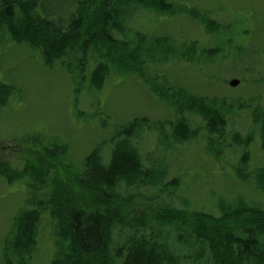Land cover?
Instances as JSON below:
<instances>
[{
	"label": "trees",
	"instance_id": "16d2710c",
	"mask_svg": "<svg viewBox=\"0 0 264 264\" xmlns=\"http://www.w3.org/2000/svg\"><path fill=\"white\" fill-rule=\"evenodd\" d=\"M196 1L206 5L192 8L176 0H0V35L40 52L51 63L66 57L75 59L80 72L90 74L93 90L102 88L104 79L112 72L131 71L137 61L148 59L145 64L162 85H147L146 90L173 117L167 133L162 128L155 129L145 119H133L121 130L118 127L115 139L119 135L122 139L112 143L106 160L99 146L83 160L81 171L73 179L75 192L63 196L58 189L54 190L46 200L50 210L42 207L13 219L3 241L0 264H31L43 219L48 220L52 235L59 242L50 264H264V211L243 198L227 200L209 191L205 200H214L218 216L190 210L186 204L183 209L173 208L166 200L158 228L144 222H126L128 207H144L145 200L139 198L142 192H154L149 197L151 201L161 193L169 199L182 189L178 176L164 185L166 166L158 169L153 161L149 166L143 164L132 144L143 128L157 132L159 146L170 139L178 143L196 141L202 134L205 154L213 159L223 157L224 152L239 151L237 178L254 193L264 196V167L248 168L249 148L256 138L264 153V106L257 92L264 85V77L254 73L255 69L260 72L259 66L264 63V45L258 46L256 40L257 35L264 36V14L252 10V25H241L240 29L237 25L233 30L234 20L225 25L212 20L213 13L226 11L218 8V0ZM132 6L152 12L156 18L172 20L178 16L196 23L207 45L200 47L199 41H190L184 60L188 58L186 61L195 67L187 69L189 75L215 88L220 86L216 69L227 65L221 70L247 87V99L200 96L183 87L168 70L164 71L172 63L155 61L160 51L170 57L171 49L177 51L182 46L175 39L163 37L146 48V34L126 25ZM102 49L106 54L94 53L90 60L86 59L89 50ZM229 49L233 53L230 58L226 55ZM239 66L245 72L238 74ZM170 78L175 80V87L168 88ZM11 93L8 87L0 86V110ZM235 116L239 120L250 117L246 134L234 130ZM191 118H199L202 126L193 127ZM31 178L38 181L39 172L29 163L20 172L0 163L1 181L12 184ZM45 210L47 215H43ZM122 234L126 235L123 243L114 246V235L117 240ZM64 241L67 246H61ZM194 250L200 254L192 256Z\"/></svg>",
	"mask_w": 264,
	"mask_h": 264
},
{
	"label": "rangeland",
	"instance_id": "374dc122",
	"mask_svg": "<svg viewBox=\"0 0 264 264\" xmlns=\"http://www.w3.org/2000/svg\"><path fill=\"white\" fill-rule=\"evenodd\" d=\"M176 1L192 8L206 5L196 0ZM216 5L228 14L226 11H217L213 13L212 20L221 25L234 20L233 30H236L237 25L239 29L241 25H252V10L264 14V0H218ZM127 15L129 20L126 25L146 34V48L153 47V41L163 40V37L175 39L182 46L177 51H169L172 52L170 57L176 55L175 58L161 55L160 51L155 61L172 63L164 71L168 70L167 73L190 92L210 97L223 95L233 101L242 97L247 99V87L229 86V82L235 78L237 80V77L221 70L222 67H229L227 65L216 69L220 86L215 88L205 86L196 77L189 75L187 69L195 67L186 61L188 58L184 60V54L188 55L190 41H199L200 47L207 45L203 31L196 23L178 16L172 20L156 18L154 13L136 6L130 7ZM128 35L132 37V33ZM112 36L117 39L119 37L114 33ZM256 40H259L258 46L264 45V36L257 35ZM94 53L106 54L103 49L96 52L89 50L86 59L90 60ZM232 54L230 49L227 50L228 58ZM148 61H137L131 71L124 69L115 74L112 72L104 79L102 88L93 90L90 74L80 72V64L75 59L66 57V60L51 63L40 52L32 51L26 45L15 44L8 41L7 36L0 35V86L12 90L5 107L0 110V163H6L16 172L22 171L29 163L39 172L38 181L31 178L21 183L15 181L8 184L0 179V263L3 241L13 219H17L22 212L40 211L42 207L50 210L46 200L54 190L58 189L63 196L75 192L73 179L81 171L83 160L97 146L101 147L102 156L106 160L112 143L122 139L121 135L115 139L118 127L121 130L132 124L133 119H145L155 129L162 128L165 133L168 132L169 123L173 121L170 110L160 105L146 90L147 85H162L145 64ZM261 65L263 67L259 68L262 70L258 72L255 69L254 73L264 77V63ZM236 70L238 74L244 71L241 66ZM168 81V88L175 87L174 79ZM257 92L260 104L264 106V85L259 86ZM191 121L193 127L202 126L199 118H191ZM232 124L234 130L244 135L250 129V117L244 116L239 120L235 116ZM137 134L132 144L138 150L143 164L149 166L153 161L158 169L166 166L164 185L178 176L182 189L169 199L161 193L159 198L151 201L149 197L154 192H142L143 196L139 198L145 200L144 207H128L126 222H144L158 228V218L166 200L173 208L183 209L186 204L190 210H202L218 216L214 200H205L209 191L227 200L243 198L250 205L264 211V196L254 193L236 176L239 151L224 152L223 157L213 159L205 154L202 134L196 141L185 143L170 139L162 143L161 147L157 144V132L154 130L143 128ZM249 152L248 168L264 167V153L260 149L259 139L256 138L251 144ZM46 210L43 215L49 213ZM124 237L126 235L122 234L116 240L114 235V246L121 245ZM58 244L48 220L43 219L39 224L37 249L31 264H50L53 252L58 251ZM67 245L66 241L61 243V246ZM199 254L198 250L191 252L192 256Z\"/></svg>",
	"mask_w": 264,
	"mask_h": 264
},
{
	"label": "water",
	"instance_id": "95a60500",
	"mask_svg": "<svg viewBox=\"0 0 264 264\" xmlns=\"http://www.w3.org/2000/svg\"><path fill=\"white\" fill-rule=\"evenodd\" d=\"M239 80H236V79H233V80H231L230 82H229V86L231 87V88H235V87H237L238 85H239Z\"/></svg>",
	"mask_w": 264,
	"mask_h": 264
}]
</instances>
